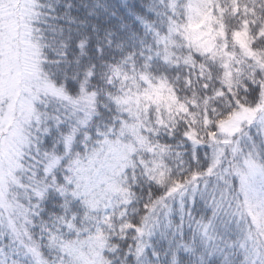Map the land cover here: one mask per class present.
<instances>
[{
    "label": "snow or ice",
    "instance_id": "snow-or-ice-1",
    "mask_svg": "<svg viewBox=\"0 0 264 264\" xmlns=\"http://www.w3.org/2000/svg\"><path fill=\"white\" fill-rule=\"evenodd\" d=\"M0 264H264V0H0Z\"/></svg>",
    "mask_w": 264,
    "mask_h": 264
}]
</instances>
